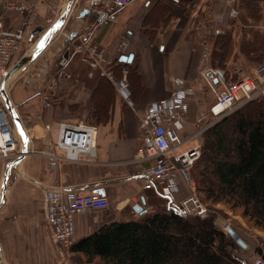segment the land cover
Segmentation results:
<instances>
[{
	"label": "crops",
	"instance_id": "1",
	"mask_svg": "<svg viewBox=\"0 0 264 264\" xmlns=\"http://www.w3.org/2000/svg\"><path fill=\"white\" fill-rule=\"evenodd\" d=\"M138 1L131 8L121 10L108 26L97 28L91 38L110 60L116 61L122 56L119 45L124 38L130 40L125 54H133L132 61L126 66L120 59L125 71L122 73L115 69L114 73L117 78L124 77L129 81L134 105L126 104L113 87L115 98L112 116L108 122L98 124L95 163L63 160L58 161L54 168L47 156L38 153L58 152L55 140L60 123L66 119L83 120L93 107V93L98 89L100 78H105L101 75V68L92 69L83 60L85 50L77 46L79 37L70 38V34L85 20L75 17L67 30L69 38L64 41L65 47L68 45L70 48L67 52L70 57L67 71L71 78H66L59 71L57 63L54 66L41 64L42 69L37 64L26 68L9 89L10 101L17 112L24 117L25 123L33 124L31 128L28 127L30 129L27 128L32 153L14 166L16 169H11L6 196L0 204L2 264H59L57 254L60 248L52 238L42 210L46 191L50 188L77 186L87 190L96 186L105 190L110 207L79 213L76 217V240L105 222L123 218L119 208L132 197L135 200L137 198L136 203L140 198L143 210L147 211V198L154 193L141 190L136 180L128 179L130 174L139 170L140 165L125 163L133 158L140 144V120L144 108L153 101L169 96L173 89L172 76L185 78L195 88L190 98L186 123V132L191 133L197 114L208 110L214 101L215 96L201 89L199 83L203 71L211 76L215 84L220 81L217 76L211 75L212 67L208 66L207 55L213 42L210 37L213 27L207 28V37L204 32V12L210 15L209 24L206 25H216V18L224 19L218 14L219 6L223 5L217 0ZM156 1H160L168 18L161 15L158 21L154 20L156 16L151 18ZM219 1L224 3L223 0ZM48 7L49 1L40 5L35 19L37 15L42 17ZM136 20L139 21L135 23ZM64 28L65 24L60 31ZM60 50L57 49V53ZM47 75L61 80L60 89L52 97L50 107L44 105L47 84L43 82ZM101 96L104 99L107 97L104 93ZM1 164L0 196L6 163ZM122 178L125 180L119 181ZM126 185H130L128 193H124ZM186 192L187 184L183 180L179 196ZM141 195L145 203L141 202ZM144 212H135L130 216L138 218Z\"/></svg>",
	"mask_w": 264,
	"mask_h": 264
},
{
	"label": "built area",
	"instance_id": "2",
	"mask_svg": "<svg viewBox=\"0 0 264 264\" xmlns=\"http://www.w3.org/2000/svg\"><path fill=\"white\" fill-rule=\"evenodd\" d=\"M48 1L0 0L1 158H13L12 156L15 157L18 152L14 122L5 102L1 100L2 84L8 72L22 57L23 48L28 42V28L35 20L40 5ZM136 1L138 0H89L88 6L78 9L76 18L85 22L75 31V36L80 39L78 48L85 50L83 60L92 69L101 68V75L112 83L117 94L130 106L134 105L130 83L124 77L117 78L113 70V66L121 61V57L116 61L108 59L104 50L91 38L97 28L108 26L121 10ZM225 2L228 16L231 19L238 18L240 14L238 0H225ZM85 9H89V12L81 17V12ZM217 20L223 22L222 17H218ZM127 33L130 34V31L128 30ZM129 45L128 38L120 42L119 50L122 55H126ZM69 50L67 45L57 60V67L66 78H71V74L67 71L70 60L67 53ZM214 71L212 69V72ZM171 79L173 89L169 96L149 103L143 110L140 120V144L133 158L125 162L138 164L140 168L136 173L130 174L128 179L136 180L141 190L162 197L168 208H175L188 215L206 217L211 214L208 213L206 204L198 194L196 179L192 175L194 165L202 153L203 134L216 121L244 103L257 97L264 99V60L254 68L253 72L238 80L226 83L222 77H219L224 84V89L219 92L216 90L217 84L207 78L209 86L214 90L215 99L208 110L197 114L193 121V131L185 136L182 135L186 132L190 98L195 93V88L183 77L172 76ZM60 85L59 78L49 77L44 93L45 107L51 106V99L60 89ZM97 136L98 125L83 120L66 119L60 123L55 140L58 152L50 154L39 151L38 153L47 156L54 168L57 167L58 161L63 160L73 163H95ZM189 142L193 144L185 147ZM183 180L187 184V192L179 197ZM99 189L100 187L96 186L87 190H81L77 186H59L46 191L42 205L43 214L53 240L63 253L68 252L77 241L75 227L79 213L110 207L108 196ZM136 201L137 198L135 200V197H132L119 209H123L129 202L134 205ZM137 203H140V198ZM229 227L230 224L225 223L221 229L227 233ZM252 264H264V250L254 256Z\"/></svg>",
	"mask_w": 264,
	"mask_h": 264
},
{
	"label": "trees",
	"instance_id": "3",
	"mask_svg": "<svg viewBox=\"0 0 264 264\" xmlns=\"http://www.w3.org/2000/svg\"><path fill=\"white\" fill-rule=\"evenodd\" d=\"M163 17L169 16L164 14ZM204 20V32L213 27L210 33L214 34L207 55L208 66L220 72L225 81H235L228 66L232 56V30L213 23L207 26L208 12H204ZM260 31L246 30L241 44L242 52L259 63L264 56V32ZM115 69L123 73L122 61L113 66ZM101 84L106 85L109 97L97 98V102L96 89L93 93L94 113L91 115L98 124L111 118L115 98L111 82L101 77L98 88ZM193 172L200 177L199 182L196 180L198 193L203 192L207 200L215 203L231 200L243 208L244 216L264 230L262 97L244 103L205 131L202 153ZM160 198L163 201L153 198L149 203L147 200L146 204L157 207L152 212L145 211L138 218L121 217L105 222L78 239L71 250L85 255L88 261L100 259L102 264H244L231 252L237 247L236 240L217 226L214 215H188L168 208Z\"/></svg>",
	"mask_w": 264,
	"mask_h": 264
},
{
	"label": "rangeland",
	"instance_id": "4",
	"mask_svg": "<svg viewBox=\"0 0 264 264\" xmlns=\"http://www.w3.org/2000/svg\"><path fill=\"white\" fill-rule=\"evenodd\" d=\"M146 1L147 0H140L138 2L146 3ZM165 1H168V0H165ZM217 1L219 2L220 5H223V7L219 6L218 14L224 17V19L222 18L224 21L223 23H220L217 20L218 18H216V21L218 23H216L215 26H221L223 28H228L232 30L231 31L232 33V38H231L232 56L230 57L228 61L229 62L228 66H230V68L232 69V74H231L232 78L238 80L244 77L246 74L253 72L254 68L259 64V61L257 62V61L250 60L242 52L241 44H243V39L245 36L244 32L246 30L253 32L256 29H259L261 30L260 32H264V0H238L239 6H240V14L238 18H235V19H231L227 15V6L225 7L226 5L225 0H223L224 3L220 2L219 0ZM66 2L67 0H49L50 7L46 9L44 15L42 17H39V15H37L36 19L29 26L28 28L29 36L27 39L28 42H27V45L23 48V54H21V56H25L27 52H30L40 42V40L44 36L45 31L49 29L55 23V21L59 18L60 10L65 5ZM136 2H134L133 4H131L130 6L126 8L127 9L131 8V6L136 4ZM159 2L157 1L155 2L156 3L155 8L152 11V15H151V18H154L156 16V18H154V20L156 21H158L160 15L161 17H163V15L165 14L164 10L161 8V3ZM88 5H89V0H77V1L74 0L73 9L71 11V14L69 16L67 23H65V28L59 31L58 33H54L51 42L36 57V59L31 61L27 66H24L21 69V71H19L18 75L15 77V79L13 80V82L11 83L10 87L7 90L8 94H9V89L11 88L12 84L15 83L16 80H18L19 76L26 70V68L29 69L31 66L38 64L39 67H41L42 69L43 66H40L41 64L48 63L47 65L52 64V66H54L57 63L59 54L61 53V51L65 49L64 41H65V38H67V30L71 26L75 17L77 16L78 9L80 7L88 6ZM139 14H137L136 16L139 17ZM49 18L52 20H50ZM137 21L139 20H136L135 23H137ZM208 35L209 34L206 33L207 37ZM210 35L213 41V37H214L213 33H210ZM210 47H212L211 44H210ZM59 48H61V50L57 53V49ZM263 60H264V56L261 59V61ZM211 75L218 77L219 74L216 71L214 72L211 71ZM49 77L50 76L47 75V79L45 77L43 80L45 79L46 80L43 83L47 84ZM207 78H211V76L209 77L207 72L203 71L200 74V80H199L200 81L199 83L201 86L200 88L203 90L206 89V91H210L215 96V93L213 92L214 90L207 83ZM225 82L228 83L232 81H225ZM105 86H106L105 84H101V86L95 91L96 94H95L94 99H96L97 102L99 101L98 99L100 97L103 98L101 96V94L103 93L106 94L107 97H109L108 91L106 92ZM223 89H224V84L221 81H219L218 84L216 85V90L219 92V91H222ZM3 95L4 93L2 91L1 100L5 102ZM93 113H94V108L92 107L91 111L88 114H86L85 117H83V121L98 125V120H95L93 118V115H91ZM20 117L26 129L28 127L30 128L32 127L33 125L32 123L28 122L27 124V121L26 123L24 122V117L22 116ZM13 122H14L13 125L15 128V132L17 135L18 152L16 153L18 154L24 145L25 135L23 133V130L16 123V121L14 120ZM188 134L189 132H185V134H183L182 136H185ZM202 141L204 142V134H203ZM192 144L193 142H189L185 147H188ZM31 153H32V149H31ZM12 157L13 158H1L0 157V162L1 163L4 162L6 163L5 165H7V163H9L10 161L14 160V158H16V156L14 157V155ZM1 163H0V166H1L0 174H1L2 166H3ZM13 169H16V167L13 166ZM192 175L193 177H196V180L199 182L200 177L197 176V172H193L192 170ZM122 180L123 178L120 179L119 181H122ZM126 186L124 188L125 189L124 193H128V191H130V188H129L130 185H126ZM198 194L200 197L201 196L204 197L205 201L204 200L202 201L206 204L208 208L207 209L208 213H210L211 215H214L215 218L217 219V226L221 228V226L225 223L230 224V227L233 228L239 234V236L242 237L247 243L248 246L246 249L242 248L237 243V247L231 251L232 254L238 259L240 258L244 262V264H252L254 256L257 254H260L264 250V230L255 226L254 221L251 220L249 217L244 216L242 213L243 208L240 206H236V204H234V202H232L231 200H224L222 202L215 203L210 200H207L203 192H200ZM153 198L156 201L158 200L163 201L160 197H158V195L152 194L149 196V198H147L148 202L150 203V199H153ZM132 207H133V203L129 202L123 209H119L120 213H122L123 218L130 217L131 214H129V211L131 210ZM154 209H157L156 205L148 204L147 206L148 213L152 212ZM62 253L63 252L60 250L59 254H57V257L59 258V264H102L100 259L96 258L93 261H88L85 255L75 253L71 249L68 252L64 251V253L63 254Z\"/></svg>",
	"mask_w": 264,
	"mask_h": 264
},
{
	"label": "water",
	"instance_id": "5",
	"mask_svg": "<svg viewBox=\"0 0 264 264\" xmlns=\"http://www.w3.org/2000/svg\"><path fill=\"white\" fill-rule=\"evenodd\" d=\"M73 2H74V0H67L65 5L61 9L59 18L55 21V23L49 29H47L45 31L44 36L40 40V42L30 52H27V54L25 56H22L18 60V62H16L14 64V66L8 72L4 82L2 84L1 91H3V93H4L3 96L5 99V104H6L8 110L11 114L13 121L15 120L16 123L18 124V126L23 130V133L25 135V142H24L23 147L19 151L18 156L14 160L7 163V165L5 167V172H4V176H3V182H2V191H1V196H0V204L4 201L5 196H6L7 183H8L9 174H10L11 169L13 168V166L18 165L28 154L31 153V149L28 147L29 137L27 134V129L25 128L24 123H23L20 115L18 114L16 108L13 106L12 102L10 101L7 90L10 87L13 80L15 79V77L18 75L19 71H21V69L24 66H27L31 61H33L47 47V45L52 40L53 34L58 33L60 31V29L64 26V24L67 22L70 14H71L72 8H73ZM88 12H89V9L83 10L81 12V17H83ZM53 29H55V30L53 31ZM75 35H76V32H72L70 34V38L74 37ZM41 44H43V47H41ZM120 59L124 61V64L126 66L127 64H129V62L132 61L133 54L122 55ZM99 191L101 193L105 194V190L103 188H100ZM141 202L145 203L144 197L141 198ZM144 211L145 210L142 209L141 203H136L133 205V207L129 211V214H134L135 212H144ZM228 233H229V235H231L236 240V242L241 247H243L245 249L247 248L248 245L245 242V240L242 237H240L239 234L233 228L230 227L228 229ZM0 264H2V262H1V251H0Z\"/></svg>",
	"mask_w": 264,
	"mask_h": 264
},
{
	"label": "bare ground",
	"instance_id": "6",
	"mask_svg": "<svg viewBox=\"0 0 264 264\" xmlns=\"http://www.w3.org/2000/svg\"><path fill=\"white\" fill-rule=\"evenodd\" d=\"M28 134V133H27ZM28 147L30 148V143H28ZM19 154V153H18ZM18 154L16 155V157L18 156ZM15 159V158H14ZM19 165V164H18Z\"/></svg>",
	"mask_w": 264,
	"mask_h": 264
},
{
	"label": "snow or ice",
	"instance_id": "7",
	"mask_svg": "<svg viewBox=\"0 0 264 264\" xmlns=\"http://www.w3.org/2000/svg\"><path fill=\"white\" fill-rule=\"evenodd\" d=\"M55 29H53V31H54ZM41 47H43V44H41Z\"/></svg>",
	"mask_w": 264,
	"mask_h": 264
}]
</instances>
